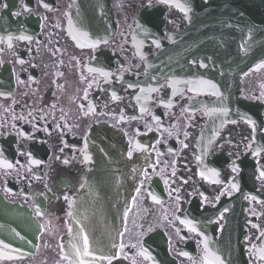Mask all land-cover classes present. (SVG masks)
<instances>
[{"label": "flooded vegetation", "instance_id": "1", "mask_svg": "<svg viewBox=\"0 0 264 264\" xmlns=\"http://www.w3.org/2000/svg\"><path fill=\"white\" fill-rule=\"evenodd\" d=\"M211 1L181 0L190 9L185 16L157 0L150 7L148 0H110L116 32L93 48L72 37L74 0H0V37L32 38L13 39L12 48L0 44V161L14 165L0 167V200L26 207L40 227L34 251L0 264H68L61 245L69 234L68 213L85 185L84 144L98 124L124 133L135 187L112 264H199L205 237L221 259L232 243L246 264H261L256 253L264 247V68L228 82L227 101L207 87L189 91L193 84L186 83L207 72L201 55L193 53L196 41H233L217 38L218 8L209 15L205 10ZM259 8L264 11V0ZM244 17L248 23V11ZM207 19L209 39L201 37ZM211 109L217 111L208 114ZM136 142L147 151L129 157ZM204 165L219 172L221 183L200 175ZM181 220L191 221L197 232Z\"/></svg>", "mask_w": 264, "mask_h": 264}, {"label": "water", "instance_id": "2", "mask_svg": "<svg viewBox=\"0 0 264 264\" xmlns=\"http://www.w3.org/2000/svg\"><path fill=\"white\" fill-rule=\"evenodd\" d=\"M77 1L78 12L73 19V35L79 30L88 33V41H97L107 38L114 32L108 1ZM231 3L248 7V29L239 15L233 25L228 20L218 27V37H231L237 39L236 41H201L204 60L211 62L215 53L219 55L213 60V63L218 65L216 68L218 72L240 71L264 63V18L257 17L259 2L217 0L212 3V7H226ZM224 13L229 15L234 12L228 9ZM206 26L202 35L204 38L210 36V24ZM247 31L248 41H245ZM77 40L83 41L79 37ZM242 54L244 59H241ZM225 55L230 57L226 58ZM89 140L88 155L91 158V172L73 214L70 227L72 233L65 242V252L71 253L70 241L83 229L94 251L98 254L111 255L114 252L112 245L118 242L120 222L124 218L132 194V186L129 185L125 169L124 138L118 131L107 126H98L91 132ZM0 205V239L11 244L13 249H18L13 252L15 254L33 251L38 240V226L32 214L18 205L6 203ZM232 260L239 261L240 258H232Z\"/></svg>", "mask_w": 264, "mask_h": 264}, {"label": "snow or ice", "instance_id": "3", "mask_svg": "<svg viewBox=\"0 0 264 264\" xmlns=\"http://www.w3.org/2000/svg\"><path fill=\"white\" fill-rule=\"evenodd\" d=\"M41 2H42V0H41ZM157 2L162 3V4H166L171 8H176L180 12L185 13V16H187V13L190 11V9L186 6V4L182 3L181 0H157ZM21 3H23V0H21ZM148 4L150 7L151 6V0H148ZM2 7L6 8V7H8V5L4 4ZM43 7L45 9L51 10L47 3H43ZM25 11H31V9L25 7ZM16 15H19V13H16ZM69 23L71 24V21ZM137 26L140 27L139 24ZM143 30L145 32L148 31L146 28ZM78 37L80 39H82L83 41H85V43L80 44L81 47L88 46V47L95 48L100 43V41L88 43V40H89L88 33L87 32H80L79 30H76V35H73V39H77ZM13 39L31 41L32 38L30 36L13 37L12 35H8L7 37H0V44H4L6 42L7 47L12 48L13 47V44H12ZM169 39H171V37H169ZM104 43H107V41H104ZM153 43H155L156 47H160V42L158 40L153 41ZM2 50L3 49H0V51H2ZM19 62L21 64L24 63L23 60H20ZM201 66L206 67V65H203V64ZM262 68H264V63L257 65V70L262 69ZM89 72H99L105 78L112 75V73L107 72V71H103L102 69L90 68ZM120 79H123V77H120ZM186 83L193 84V87L190 88L189 91L196 92L197 94H199L202 87H207V88H211V89L215 90L213 92L214 95H220L219 91L216 89V85L213 84L211 81H206V80H200L198 82L197 81H186ZM89 87H91V84H89ZM129 87H132V85H129ZM141 91H144V89H141ZM147 91L156 92V91H159V89L151 88V89H148ZM261 96L264 97V93H261ZM86 98H87V96L85 95V99ZM113 99H119V97L116 96L115 93H113ZM137 100H140V97H137ZM81 107H83V106H81ZM141 111H146V109H141ZM216 111H217V109H211L208 114H212ZM220 111H222L224 115H227V113H228V109H221ZM122 119H123V117H122ZM248 122L250 124H253V127H255L253 121L249 120ZM232 123H236V121H232ZM21 135H23V134L21 133ZM181 143L183 144V141H181ZM183 146L186 148L188 145L183 144ZM87 148H88V145H87V142H85L84 148H83V152L85 153V155H84L85 161H88L91 159L87 155ZM134 151L146 152L147 149H145L144 146L141 145L139 142H136L135 144L132 145V150L128 152V156L131 157L133 155ZM256 155L257 156L260 155L259 149H257ZM197 159L200 160L201 164H203V160L200 157H197ZM31 163L39 164L40 161L31 160ZM65 163H67V161H65ZM0 167L11 169L14 167V165L12 163L4 160V161H0ZM204 168H205V170L200 172V175L204 179L210 180V182L214 183V184L221 183V181L219 179H217V177H219L218 171H216L215 169H212V168H208L207 165H204ZM232 171L238 172L239 169L234 167L232 169ZM172 176H175V171L172 172ZM259 178L264 179V170L259 172ZM167 182L168 181L165 180V183H167ZM185 183H187V181H185ZM232 188L235 190H239L238 185H236V184H232ZM136 191H137V195H139L140 189L137 188ZM222 194L223 193H221V195ZM149 195H151V193H149ZM201 196L203 197L205 202L208 201V198L206 196H203V193H201ZM247 198L251 199L253 201H255L257 199L255 196H251V197H247ZM65 199H68V197H65ZM152 199L155 200L157 203L160 202L157 199V197H155V196H153ZM216 199L219 200V196H217ZM133 203H135V200L133 201ZM261 203H264V202H261ZM36 215L40 216V215H42V213L39 210H37ZM68 215H72V213L69 212ZM177 219H179V218H177ZM180 222L187 224L189 226V230L191 232H197V228H196L195 224H193L191 221L181 220ZM252 227L257 228L258 226L256 224H253ZM69 233L70 234L72 233L71 228H69ZM17 235H19V233H17ZM121 235H123V234L121 233ZM201 235H202V233H201ZM259 236L264 237V230L260 231ZM70 245H71V253L70 254L65 253L62 257L63 260L68 262V264H100V262H102V261H106L107 264H112L113 259L116 258L115 253H113L111 255H107V254H103V253L98 254L96 251H94L89 244L88 235L83 231V229H81L80 232L76 236H73L72 241H70ZM112 247H117V245L113 244ZM118 247H119L120 251L123 252L125 245L123 243H121L118 245ZM133 247H135V245H133ZM255 247L256 246L253 245V248H255ZM61 248L63 249V245H61ZM15 251H18V249H13L11 244L6 243L4 240L0 239V260L16 259L17 257H14L12 255V252H15ZM203 252H204L203 257L199 258V264H224V261L221 259V257L218 256L215 252H213L209 248L208 242H207V237H205V239L203 241ZM142 254H145V253H142ZM180 254L182 256H186V257L189 255L187 252H182ZM256 255H257L259 261H261V264H264V247L260 248L258 250V252L256 253ZM125 258H127V257H125ZM147 258L151 259L150 256H147ZM189 259H191V257H189ZM194 264H196L195 261H194Z\"/></svg>", "mask_w": 264, "mask_h": 264}]
</instances>
